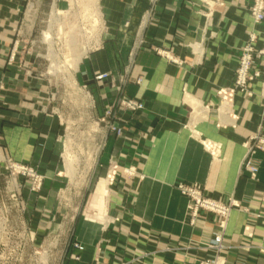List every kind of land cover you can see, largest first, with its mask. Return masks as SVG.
Masks as SVG:
<instances>
[{"label": "crops", "instance_id": "1", "mask_svg": "<svg viewBox=\"0 0 264 264\" xmlns=\"http://www.w3.org/2000/svg\"><path fill=\"white\" fill-rule=\"evenodd\" d=\"M251 1L225 0L224 6L215 7L210 25L205 26V17L191 3L197 5L198 0H159L157 4L150 0H101L106 32L101 46L85 56L80 77L84 84L97 72L124 71L127 52L106 45L119 44L120 36L128 32L123 29L128 21V26L142 21L136 43L146 41L148 46L171 49L183 62L169 61L149 47L137 50L130 75L132 79L142 77V83L130 81L126 93L142 100L145 107L121 113L115 123L124 127L123 134L105 132L100 152L102 164L107 165L111 156L122 167L132 166L134 172L117 177L110 187L105 177L99 180L89 211L104 212L89 215L85 211L77 218L75 239L83 248L74 247L71 251L78 258L71 256L65 264H199L200 259L213 255L207 244L218 228L216 217L201 211L196 223L190 224L188 198L179 190V183L200 185L205 194L219 200L230 196L240 200L243 208L232 210L225 229V264H264V207L260 200L264 151L254 154L259 165L256 178L243 167L245 142L258 130L264 133V68L251 85L252 96L236 94L233 118L231 106L221 105L218 95L219 89L233 85L237 58L252 34L256 35L255 48H264V22L254 21ZM45 5V0H23L18 21L7 31L9 51L15 41L22 44L31 38ZM190 40L200 45L195 53L188 48ZM30 54L26 58L34 59ZM257 65H262L260 60ZM104 88L99 87L98 93L106 105L113 91ZM5 99L9 103L0 108V146L14 161L35 166L45 179L35 193L23 188L24 209L10 197L2 203L10 204V211L7 206L5 211L15 222L29 221L41 242L47 232L43 221H51L55 229L54 221L60 219L58 191L65 185L56 174L61 126L55 118L30 111L32 102L19 106L12 91L5 92ZM203 140L220 144V154L212 156ZM71 216L74 219L76 212ZM249 224L253 226L251 237L244 235Z\"/></svg>", "mask_w": 264, "mask_h": 264}, {"label": "rangeland", "instance_id": "2", "mask_svg": "<svg viewBox=\"0 0 264 264\" xmlns=\"http://www.w3.org/2000/svg\"><path fill=\"white\" fill-rule=\"evenodd\" d=\"M198 1L197 5L191 2L194 5V10H198L205 17V26H209L215 7L224 6L225 0ZM150 2L157 4L159 0H150ZM95 3V0L94 2L93 0H61L54 7L53 0H45L44 13L38 20L37 28L32 31L31 38L22 44L19 40L15 41L9 51L10 45L7 43V38L10 34H7V31L11 24H16L18 21L23 8V0H0V108H4L6 102L9 103L5 99V92L12 91L13 96L19 99V106L21 103L32 102L30 111L37 112L36 114L43 113L57 119L62 131L58 141L60 144V168L56 173L59 179L65 181V185L61 186L58 191L60 219L54 221L55 229L52 227L51 221H43L44 229L47 232L41 242L37 241V233L31 228L29 221L15 222L11 214L5 211L6 206L10 211L8 209V207L11 208L10 204H3L2 201H5L4 198L10 197L9 189L19 188L17 200L23 203L18 206L24 209L26 202L22 197L23 188L27 187L31 193L39 191L42 188L45 174L39 172L35 166L29 163L14 161L3 152V148L0 146V210L5 211V213L0 211V239L5 241L8 233L15 232L16 235L7 239L14 242L18 234L20 236L25 234L27 237L26 249L28 248L27 251L25 249V253L29 262L40 254L44 262L48 264H65L71 256L74 259L78 258V255L71 251L74 247L82 249L77 247V244L83 247L75 239L77 218L84 216L85 211L89 215H96V213L99 215L104 212L99 209L89 211V202L99 180L104 177L109 178L110 187L118 179L117 177L131 176L134 172L132 166L122 167L111 156L107 165L100 161V152L104 142L103 134L108 131L105 120L119 126L115 121L121 119V113L125 111L119 110L116 115H107L106 109L116 105L118 92L113 91V98L109 104L103 105L98 88H103L105 91L104 87L111 88V83L115 81L117 86H121L122 94L128 95L126 93L128 83L132 80L135 82H138L139 79L142 80V77L139 76L132 79L130 68L135 64L137 50L143 46L149 47L150 50L174 63L183 62L173 55L171 49L156 45L148 46L145 44L146 41H142L140 45L136 43L142 21L136 24L137 26L132 25L131 22L128 26V21L123 23V29L128 32H124L126 34L120 36L119 44L108 43L106 45L111 50L127 52L124 71L111 73V77L106 81H97L95 75L108 71L97 72L91 79L92 82L84 84L80 77L85 56L101 46L106 32L105 19L100 5L101 0H97ZM56 8L59 11H56ZM187 45L193 50V53L198 51L200 46L198 41L193 40H190ZM30 51L32 52L30 56L34 55V59L26 58ZM80 54L83 59L79 62V68L72 69L71 62L75 56ZM240 54L237 58L238 63ZM6 57H8L7 62L5 61ZM5 69L11 70V73L5 72ZM10 78L11 84L9 83ZM19 79L24 80V83H20ZM30 84L33 85L32 89L23 90ZM111 133L118 136L116 131ZM122 134L123 131L120 135ZM21 165L33 168L42 176V184L39 189H31L35 177L29 172L25 175L20 172L19 166ZM114 170H116V174L111 180L109 175H112ZM87 181L90 183L86 187ZM73 211L76 212L74 219L71 218ZM187 221L193 224L188 218Z\"/></svg>", "mask_w": 264, "mask_h": 264}, {"label": "built area", "instance_id": "3", "mask_svg": "<svg viewBox=\"0 0 264 264\" xmlns=\"http://www.w3.org/2000/svg\"><path fill=\"white\" fill-rule=\"evenodd\" d=\"M58 1L60 0H53L54 7H56V3ZM250 12L256 23L264 22V0H253L250 6ZM255 39L256 35L252 34L249 42L245 46H243L242 52L240 54L239 64L236 68L235 80L233 85L226 86L218 90L220 104L222 105L224 102L230 104L231 112L229 111V114L232 115V118L234 117V114H232V104L234 103L236 94L240 92L242 94L252 96L253 91L251 90V85L257 78L262 75L261 67L264 68V48L256 49L254 46ZM258 60L261 61L262 65H257ZM110 77V72H103L95 75V79L97 81H106ZM140 82L141 79L138 80V83ZM111 89L112 91L118 92V97L116 99V105H114V107L110 106L106 109L107 115H116L119 110L125 112H135L145 107V104L142 100L122 94L123 91L121 86H117L115 81L111 83ZM261 96L263 106L261 121L264 122V81L262 82ZM105 121L107 124L108 132L116 131L118 135L122 133L123 127L121 125L117 126L107 119ZM245 145L247 147V153L243 162V167L250 173L251 178H256L259 170V165L254 158V154L257 150L264 151V133L261 130L253 133L249 136V138L245 142ZM217 147V144H211V150L209 151L214 152L219 148ZM12 166L15 167V165ZM19 171L24 175L29 172V174L35 177L33 185L31 186L32 190L39 189L41 187L42 176L33 168L28 167L27 165H21L19 166ZM114 174H116V170L113 171L112 175H109L111 180H113L112 178ZM178 188L181 193L186 195L188 198V219L191 223H196L197 219L201 217V211L210 213L214 217H216L218 228L213 239L207 244L208 248L214 250V254L209 257L200 259L199 264H225V258L223 254L226 249V246L223 243L225 229L232 210L235 208H243L241 201L234 198L233 196H230L226 201L210 197L205 194L203 188L197 184L179 183ZM9 191L11 194V199H18L20 191L19 188L9 189ZM260 200L261 204L264 207V189L260 195ZM22 203H20L19 201V204ZM262 219L264 225V213L262 214ZM252 227L253 226L250 224L245 227V236H252ZM14 235H16L15 232L8 233L7 239H10ZM7 239L5 241H3V239H0V264H48L47 262H44L41 254L30 262L27 261L28 258L25 259V249L27 246V237H25V234L21 236L18 234V236L15 237L14 242ZM245 246L247 247L249 245ZM77 247L83 248L79 244H77ZM35 253L38 252L35 251Z\"/></svg>", "mask_w": 264, "mask_h": 264}, {"label": "bare ground", "instance_id": "4", "mask_svg": "<svg viewBox=\"0 0 264 264\" xmlns=\"http://www.w3.org/2000/svg\"><path fill=\"white\" fill-rule=\"evenodd\" d=\"M93 2H94V0H93ZM95 2L97 3V0H95ZM95 3V4H96ZM57 9V8H56ZM96 10V9H95ZM56 11H59L58 9L56 10ZM55 11V12H56ZM97 11V10H96ZM98 12V11H97ZM98 15V14H97ZM82 60V54H80V55H77V56H75L74 57V59H73V61L71 62V65H70V67L73 69H76V68H78V66H79V62ZM224 104H227V105H230V104H228V103H225L224 102ZM226 106V105H225ZM226 109V108H225ZM202 144L204 145V147H205V149H207L208 151L209 150H211V144L212 145H214V144H217L218 145V149H216L214 152H212V151H209L210 152V154L212 155V156H214V157H216V156H218L219 154H220V152H221V145L220 144H218V143H216V142H213V141H211V140H203L202 141ZM208 148H210V149H208ZM107 182H110V179L109 178H106V183Z\"/></svg>", "mask_w": 264, "mask_h": 264}]
</instances>
